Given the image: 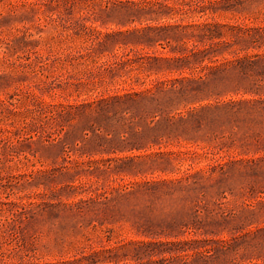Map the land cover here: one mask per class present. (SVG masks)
<instances>
[{"label": "rangeland", "instance_id": "obj_1", "mask_svg": "<svg viewBox=\"0 0 264 264\" xmlns=\"http://www.w3.org/2000/svg\"><path fill=\"white\" fill-rule=\"evenodd\" d=\"M0 264H264V0H0Z\"/></svg>", "mask_w": 264, "mask_h": 264}]
</instances>
